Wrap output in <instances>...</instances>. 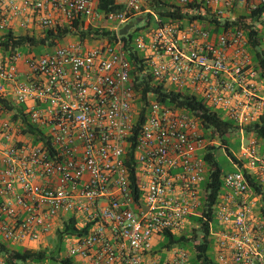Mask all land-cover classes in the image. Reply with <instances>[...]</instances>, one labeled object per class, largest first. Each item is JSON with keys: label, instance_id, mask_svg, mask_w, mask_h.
<instances>
[{"label": "built area", "instance_id": "built-area-1", "mask_svg": "<svg viewBox=\"0 0 264 264\" xmlns=\"http://www.w3.org/2000/svg\"><path fill=\"white\" fill-rule=\"evenodd\" d=\"M160 1L166 14L188 16L161 19ZM103 2L0 0V38L36 40L0 46V242L47 248L70 226L63 256L77 264H196L205 235L197 219L211 212L216 264H264V151L244 129L264 116V79L248 31L225 26L264 0ZM134 75L196 95L241 127L244 168L225 174L212 207L205 154L216 138L156 93L143 101ZM194 232L192 249L160 248L168 233Z\"/></svg>", "mask_w": 264, "mask_h": 264}, {"label": "trees", "instance_id": "trees-1", "mask_svg": "<svg viewBox=\"0 0 264 264\" xmlns=\"http://www.w3.org/2000/svg\"><path fill=\"white\" fill-rule=\"evenodd\" d=\"M110 3L112 4L113 0H104L101 8L105 9ZM153 6L156 15L161 19H184L186 18V16H188L182 14L179 9L173 12H167L166 14V4L162 1H160L156 5L154 4ZM119 8L120 7L117 6L113 9L119 10ZM148 19L149 25H151V27H154V16L149 14ZM200 19L204 20L202 17H200ZM230 25H239L246 31H248L250 38V52L253 64L255 68L259 70L262 79H264V4L260 5L257 10L250 12L249 15H244L238 21H234L232 22V24L227 23L225 26L228 27ZM88 34H91V31H89ZM97 34L101 33L97 31ZM85 35L86 33H82V36ZM4 37V40L3 37L0 38V46H2L6 50H8L10 47L15 48L20 45H24L27 41H33L36 43V40L34 38H30L29 36H19L17 39H14V35L12 33H8ZM130 37L132 39L133 35H130ZM127 48L131 50L130 60H132L139 71H142L144 68L137 66L140 57L139 52L137 50H134L133 47L130 46V44H127ZM134 80L136 91L140 92L139 94L142 95L143 101L146 102V100H148V93L154 92L158 95L159 99L163 103H166L168 106L195 113L202 123V128L206 130L207 133L212 132L211 138L222 140L224 145L226 144V138L229 135L239 133L241 130V127H239L233 121L224 118L221 112L209 108L207 104H205L204 101L198 98L196 95H192L189 92L166 91L162 86L155 87L151 84V79L147 77L141 78L137 75H134ZM4 102L8 103L6 100ZM145 111L146 107L143 108V113ZM244 129L247 134H255L257 139L262 142V145L264 144V116L261 117L258 122L246 126L244 127ZM30 132L33 133L34 131L30 129ZM216 150L217 145H210L205 154V160L209 169L207 181L204 183L206 190L210 192L207 202L208 207H212L217 201L222 189L223 178L225 176V173L223 172L215 157ZM227 153L234 164L239 167V169L244 168V162L238 160L232 152L227 151ZM131 171L134 175V168L132 166ZM250 182L252 187L260 192L261 187L256 184L255 180L252 179ZM262 201L263 204L261 205L260 210L262 217L264 218V196L262 197ZM207 217V221L201 218L197 219V222L200 223L202 229H204L205 235L204 243L196 245V249L198 251L196 258L194 259L196 264H216L209 253V223L212 220L211 212L207 214ZM70 234H73V228L70 226L64 227V230H60L58 232L57 238L55 239L54 243L64 245V239ZM195 239H198L196 232H194L193 236L190 238L186 237L185 235L176 236L168 233L165 237V242L161 244L160 248L182 246L186 248L190 247L189 249H192L193 241ZM0 253L6 257L8 264H77L73 259L64 258L62 249L59 247L53 248L49 246L47 248L38 250H12L6 244L0 242Z\"/></svg>", "mask_w": 264, "mask_h": 264}, {"label": "rangeland", "instance_id": "rangeland-1", "mask_svg": "<svg viewBox=\"0 0 264 264\" xmlns=\"http://www.w3.org/2000/svg\"><path fill=\"white\" fill-rule=\"evenodd\" d=\"M145 23H146V19L142 23H138L136 25V27H139ZM140 34L143 35L144 33L141 32ZM130 35H133V37H134V31L133 30L130 32ZM259 142H261V141H259ZM241 144H242L241 135L239 133L229 135L226 138V144L225 145L223 144L222 140L217 139V150L215 151V157H216L219 165L221 166V168L225 174L237 172L240 170L239 167L237 165H235L234 162L232 161V159L229 157L227 151L232 152L237 157H241ZM261 144H262V142H261ZM261 147H262V145H261ZM262 150H264L263 147H262ZM54 241L55 240H50L48 244L53 248H56V247L61 248L62 252L65 254V249H66L65 245H60V244L54 243ZM34 246H36V245H34ZM14 247L19 248V246H14ZM165 256L166 255H163V257H165Z\"/></svg>", "mask_w": 264, "mask_h": 264}, {"label": "water", "instance_id": "water-1", "mask_svg": "<svg viewBox=\"0 0 264 264\" xmlns=\"http://www.w3.org/2000/svg\"><path fill=\"white\" fill-rule=\"evenodd\" d=\"M138 23H140V21H138ZM131 28H133V25L126 26V27L121 31V33H122L123 35H125V34L128 33V31H129Z\"/></svg>", "mask_w": 264, "mask_h": 264}, {"label": "crops", "instance_id": "crops-1", "mask_svg": "<svg viewBox=\"0 0 264 264\" xmlns=\"http://www.w3.org/2000/svg\"><path fill=\"white\" fill-rule=\"evenodd\" d=\"M138 23V22H137ZM207 28L209 29V26H207ZM211 28V27H210ZM262 145V144H261ZM263 149H264V144L262 145ZM261 147V149H262ZM263 204V202L260 204V206Z\"/></svg>", "mask_w": 264, "mask_h": 264}]
</instances>
